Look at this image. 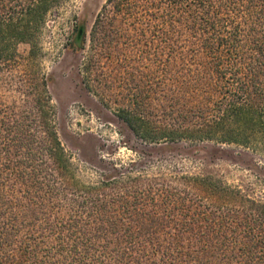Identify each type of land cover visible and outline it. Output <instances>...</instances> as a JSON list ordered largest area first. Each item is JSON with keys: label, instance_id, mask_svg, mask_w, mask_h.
<instances>
[{"label": "trees", "instance_id": "1", "mask_svg": "<svg viewBox=\"0 0 264 264\" xmlns=\"http://www.w3.org/2000/svg\"><path fill=\"white\" fill-rule=\"evenodd\" d=\"M68 1L0 0V264H264V203L236 185L181 170L82 178L47 78L16 75L20 44L34 66ZM69 44L142 141L264 150V0H106Z\"/></svg>", "mask_w": 264, "mask_h": 264}, {"label": "rangeland", "instance_id": "2", "mask_svg": "<svg viewBox=\"0 0 264 264\" xmlns=\"http://www.w3.org/2000/svg\"><path fill=\"white\" fill-rule=\"evenodd\" d=\"M105 1L69 0L59 16L51 17L34 66L28 58L30 44L19 46L26 61L17 67L16 75L26 73V87L37 78L34 72L40 80L43 75L47 78L55 129L82 178L93 182L118 172L154 175L181 170L210 174L264 203L263 149L256 152L213 141L144 142L117 116L116 92L100 90L97 84L88 89L82 70L87 52L69 42L78 22L91 29ZM2 94L7 103H24L14 90L2 89Z\"/></svg>", "mask_w": 264, "mask_h": 264}]
</instances>
